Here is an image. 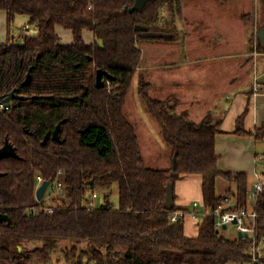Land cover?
<instances>
[{
	"label": "trees",
	"instance_id": "1",
	"mask_svg": "<svg viewBox=\"0 0 264 264\" xmlns=\"http://www.w3.org/2000/svg\"><path fill=\"white\" fill-rule=\"evenodd\" d=\"M134 1L0 0L9 27L17 14L28 15L29 24L38 26V34L26 33L22 43H0V104L12 91L26 96L0 109V146L9 140L17 151L16 157L0 160V211L10 217L0 222V264L48 260L62 240L88 243L63 249L71 264H248L250 236L229 238L215 226L212 211L228 203L226 197L233 199L229 207L257 211V231L264 235V190L251 207L249 175L219 168L221 119L208 115L195 121L187 111L177 112L171 99L150 95L141 75L145 109L159 125L171 158L169 167L147 162L137 125L126 111L143 58L136 25L177 36L182 0H150L142 10L130 11ZM164 9L172 14V31L158 27ZM59 26L71 30L72 43H63ZM86 30L94 41L85 39ZM258 47L264 51L259 39ZM98 69L108 74L103 87L97 86ZM241 122L242 117L235 131L250 133ZM255 134L264 139V123ZM191 173L202 175L204 206L210 211L196 236L186 233L185 219L171 220L176 207L164 206L167 185ZM59 175L65 186L54 210L30 212L40 205L38 177L53 181ZM219 177L235 188L219 193ZM114 184L117 207L111 201ZM93 190L106 194L91 208L87 193ZM24 240L45 243L20 251Z\"/></svg>",
	"mask_w": 264,
	"mask_h": 264
},
{
	"label": "crops",
	"instance_id": "2",
	"mask_svg": "<svg viewBox=\"0 0 264 264\" xmlns=\"http://www.w3.org/2000/svg\"><path fill=\"white\" fill-rule=\"evenodd\" d=\"M253 11L254 0H187L183 8L184 19L193 20V30L187 29L188 35L181 42V47L171 50L169 47L173 40H152L145 60L148 81L151 86L162 90L159 98H173L177 111H187L189 117L195 121H201L208 115L221 119L223 131L216 136L219 168L227 172H246L249 175V197L258 174L264 175V139H258L255 134L256 129L264 123V80L261 79L264 71H258L260 91L256 92L251 75L253 60H249L247 56L251 49ZM0 22L4 35L5 23L9 32L6 10L0 9ZM187 24L190 25L191 22ZM37 30V25H31L30 32ZM57 31L62 40L65 37L69 39L71 30L59 26ZM22 33L25 36V30L22 29ZM92 35L88 30L84 32L88 42L92 41ZM71 37V41L63 43H72V32ZM157 49L160 52L157 53ZM161 50L165 51L162 53ZM187 50L198 52L199 55L187 57L185 54L180 60L170 57L178 52L184 54ZM206 50H235L236 53L202 54ZM231 56L248 57L240 60L241 71L229 65L230 61L227 59ZM167 75H172V78L167 80ZM241 117V127L250 133L241 134L235 131ZM138 133L141 144L143 140L157 146L163 140L159 128L152 122L145 124V128L141 133L138 130ZM144 155L146 158V154ZM161 159L163 157H160L159 162L164 164ZM147 162L149 163L148 160ZM219 178V193L223 194L229 188H235L233 183L230 187L226 185L225 191L221 192L219 188L225 184ZM202 185V175L195 173L184 174L174 182L177 207L193 210L195 201L200 204L196 215L188 213L185 217V231L190 236L198 235L200 221L210 212L204 206ZM232 201L233 199L231 203Z\"/></svg>",
	"mask_w": 264,
	"mask_h": 264
},
{
	"label": "rangeland",
	"instance_id": "3",
	"mask_svg": "<svg viewBox=\"0 0 264 264\" xmlns=\"http://www.w3.org/2000/svg\"><path fill=\"white\" fill-rule=\"evenodd\" d=\"M188 1H191V0H188ZM186 2H187V0H182V16H181V18L178 17V19L175 20V24L178 28V35L177 36H173L172 38L141 37V40L139 42V45L142 48V54H143L142 64H141V66H139V72L137 73L136 77L134 78L131 89L129 91V94L127 97V102H126V111H127V114L129 115V117L131 118V120H133L134 123L137 125V128H138L140 133H141V130L145 128V124L148 125L150 122H152V124H155L159 128V125L157 124V122L151 117V115L145 109L143 98L140 94V86H139L141 75L143 76L145 82L150 84V85H148V90H149L148 92L150 93V95L152 97L159 98L158 95L159 96L162 95V90L158 89V87L151 86V83L147 79L146 72H145V60L147 58L146 57L147 53L149 54V52H150V51L147 52V50H149L151 48L152 40H164L167 42L169 40H173L171 42V47H169L170 50L172 48H177V46L181 47V42H184L185 36L188 35L187 29L190 28L191 30H193V26H192L193 20H190L187 18L184 19L185 16L183 13V8H184ZM253 17L254 18L251 21V23H252L251 26H253V33H252V36L250 38V40H251L250 48L252 50L249 48L250 53L247 56L249 57V60H251V59L253 60L252 61L253 67L251 70V75H253V84H254L255 83V77L257 76L258 71H260L261 73L264 71V51H262L258 47L259 37H257L258 36V34H257L258 29L261 27V25L264 22V0H254ZM171 19H172V14L167 9L166 10L164 9L163 10V18L161 19V23L159 24L158 27H160V29H163V30L172 31L173 27H174L173 26L174 22L171 21ZM187 22H189V23L191 22V24L188 25ZM0 24H1V22H0ZM5 26H6V30L4 28L5 31H4V35H3L2 28L0 25V43H6L8 41L9 42L22 43L24 40V36L22 35L23 34L22 29L25 30V34L30 32V30H31V24H29V17L26 14H17L15 16L14 20L11 21V25L9 27V32L7 30V23H5ZM168 33H172V32H168ZM89 34H91V33H89ZM91 38H92V41H94L93 35ZM71 40H72L71 32H69V39L65 37L63 41L69 42ZM149 44H150V47H148ZM255 50H258V55H256V56L254 55ZM164 51L165 50H163L162 53ZM234 51H230V50H225V51L206 50V51H203L202 54H205V55L214 54V55H216V54H221V53H236V51L235 52ZM156 52L157 53L160 52V49H157ZM251 52H252V55H251ZM185 54L187 57H196L197 55H199L198 52L187 50L184 52V54H182V52H178L177 54L170 55V57L173 60L174 59L180 60L183 57H185ZM247 56H245V57L231 56V57H228L227 60L230 61L229 65L233 66V68L235 70L241 71L242 67L240 66L239 62H240V60H242L243 58H246ZM166 78H167V80H170L172 78V75H167ZM261 79L264 80V75L261 77ZM164 99H171L173 102H175V100L173 98H164ZM175 109L177 111V105H176ZM159 130H160V128H159ZM155 144H157V142H155ZM141 145L145 149L144 154H146V158L149 161V164H151L153 166H157V167H168V164L170 162V150H169V147L165 144L164 140L160 141L157 146L153 145L152 143L149 144L146 141L142 140ZM160 157H163V159H161V160H163V162H165L164 164H162V162H159ZM169 165H171V164H169ZM219 180H221L225 184V186L219 188V190L221 192L225 191L226 185L228 187L233 185V183L229 182L228 180H225L222 178H219ZM37 184H38V182H37ZM97 191H98V196L95 198L94 201L96 204H100L104 200V196L106 194V191H103V190H97ZM91 192L92 191H88V193H87L89 199H91V197H92ZM62 196H63V192H60L54 198L48 199L46 201H44V199H42L43 204H44V206H54L55 202H56V197L61 198ZM41 201H40V203H41ZM111 201L115 207L118 206V204H119L118 184L113 185ZM255 202H256V197L251 195L249 197L250 205L253 206L255 204ZM39 208H41V207L40 206L31 207L29 209V211L35 212ZM220 234L223 236L229 237V238H235L239 235V233L237 232V226L234 223L228 224L227 229L226 228L221 229ZM44 243L45 242L41 241V240H24L22 243H19L18 246L21 247L20 251L31 252L35 248L43 247ZM87 245H88L87 242H74L71 240H62L59 242V244H57V246L54 249V251L52 252V254H50V257L48 258V260L34 258L31 262V264H71L68 261V259L66 258V254H64L63 249L65 247L71 248L72 246H78L81 248H86ZM121 252H122V249H120V248L116 250V254H120ZM229 264H236V263L230 262Z\"/></svg>",
	"mask_w": 264,
	"mask_h": 264
},
{
	"label": "built area",
	"instance_id": "4",
	"mask_svg": "<svg viewBox=\"0 0 264 264\" xmlns=\"http://www.w3.org/2000/svg\"><path fill=\"white\" fill-rule=\"evenodd\" d=\"M254 55H258V50H255ZM254 89L256 92L260 91V83L258 81V76L255 77ZM9 108L8 104L5 102L0 104V109ZM45 179L42 176L38 177L37 188L43 183ZM64 178L62 175L57 176L56 179L50 181L46 192L44 194V201L54 198L60 192L64 190ZM264 190V175L258 174V178L254 183V187L252 190V195L257 196L260 192ZM91 199H89L88 206L93 208L97 204L95 203V198L98 196V191L93 190L91 192ZM228 203L218 205L212 213L216 216L215 226L218 229H223L226 225V229L228 228V224L234 223V220H237V232L246 233L247 236L251 238V260L248 264H264V235H259L257 231V217L258 213L254 209L246 210V209H238L229 207L231 204V200L226 197ZM41 201V200H40ZM42 203V204H41ZM40 203V207L44 208L52 212L54 210L53 206H44L43 202ZM199 202L195 201L193 206L195 207L193 210L189 208L177 207L174 209L171 220L173 222H177L181 219H185L188 213H193L196 215L197 207L199 206Z\"/></svg>",
	"mask_w": 264,
	"mask_h": 264
},
{
	"label": "water",
	"instance_id": "5",
	"mask_svg": "<svg viewBox=\"0 0 264 264\" xmlns=\"http://www.w3.org/2000/svg\"><path fill=\"white\" fill-rule=\"evenodd\" d=\"M150 0H135L134 4L129 8L130 11H134V10H142L146 4L149 2ZM136 30L139 31L140 36L142 37H161V38H172L174 36L173 33H166V32H160V31H154V30H149V27L146 25H142V24H137L136 25ZM29 35H34L36 36L38 34L37 31H31L28 32ZM258 37L259 40L264 44V24L259 28L258 30ZM104 75H108L103 69H98L97 71V86L98 87H103L104 86ZM31 79V72L28 73L27 78L25 80V82H29ZM25 98L26 96L20 95L18 93H16L15 91H12L5 99L4 102H9L14 98ZM61 130V124H58V126L55 128V130L53 131V136L56 139H59V133ZM17 156V151H16V147L11 144L9 142V140H6V142L0 146V160L5 158V157H16ZM3 173L0 172V176ZM50 183V180H44L43 183L36 189V197L38 200H42L44 197V194L46 192V189L48 187ZM166 199H165V203L164 206L165 208L171 210L173 208L176 207L175 204V193H174V183L170 182L167 187H166ZM10 217L7 213L1 212L0 211V222L4 221V220H9ZM237 220H234V223H236ZM224 228H226V225L224 226ZM247 236L246 233H239V236ZM19 250H21V247L19 246ZM159 264H164V263H159Z\"/></svg>",
	"mask_w": 264,
	"mask_h": 264
}]
</instances>
